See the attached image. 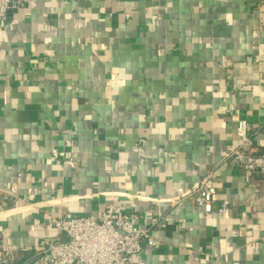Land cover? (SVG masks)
Listing matches in <instances>:
<instances>
[{
    "label": "crops",
    "instance_id": "crops-1",
    "mask_svg": "<svg viewBox=\"0 0 264 264\" xmlns=\"http://www.w3.org/2000/svg\"><path fill=\"white\" fill-rule=\"evenodd\" d=\"M232 115L263 153L264 0H27L0 23V231L16 264H47L38 244L66 239L50 218L107 205L161 220L159 247L130 264H264V180L224 162ZM210 170L211 213L166 201Z\"/></svg>",
    "mask_w": 264,
    "mask_h": 264
},
{
    "label": "built area",
    "instance_id": "built-area-1",
    "mask_svg": "<svg viewBox=\"0 0 264 264\" xmlns=\"http://www.w3.org/2000/svg\"><path fill=\"white\" fill-rule=\"evenodd\" d=\"M27 0H0V23L7 20L9 14L25 7ZM236 124V147L230 149L224 162L231 167H241L245 172L257 173L264 180V152L252 154L253 137L256 132L249 123L238 116H230ZM215 174L213 170L202 176L198 183L188 191L178 188L166 201L170 205L187 202L202 208L204 213L213 211L216 194ZM228 210L225 201L216 212L224 214ZM138 213H124L113 205L95 215H72L64 213L58 218H50L49 225L58 237L41 241L35 249L36 255L46 258L47 264H130L131 257L139 256L142 244L154 249L159 243L151 232L161 226L160 218L153 217L148 223L139 225L143 217ZM167 220V224H170ZM5 235L0 231V264H16L14 250L4 244Z\"/></svg>",
    "mask_w": 264,
    "mask_h": 264
}]
</instances>
